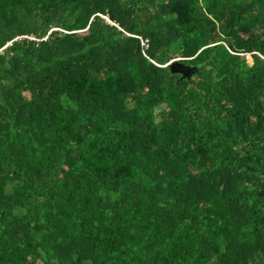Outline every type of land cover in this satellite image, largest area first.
Instances as JSON below:
<instances>
[{
  "label": "trees",
  "instance_id": "16d2710c",
  "mask_svg": "<svg viewBox=\"0 0 264 264\" xmlns=\"http://www.w3.org/2000/svg\"><path fill=\"white\" fill-rule=\"evenodd\" d=\"M0 264H264V0H0Z\"/></svg>",
  "mask_w": 264,
  "mask_h": 264
},
{
  "label": "water",
  "instance_id": "95a60500",
  "mask_svg": "<svg viewBox=\"0 0 264 264\" xmlns=\"http://www.w3.org/2000/svg\"><path fill=\"white\" fill-rule=\"evenodd\" d=\"M183 58H174L170 59L165 66H168L171 73H178L180 74V78H188L192 74H194L197 70L195 65L186 64L182 61Z\"/></svg>",
  "mask_w": 264,
  "mask_h": 264
},
{
  "label": "rangeland",
  "instance_id": "374dc122",
  "mask_svg": "<svg viewBox=\"0 0 264 264\" xmlns=\"http://www.w3.org/2000/svg\"><path fill=\"white\" fill-rule=\"evenodd\" d=\"M246 56H247L248 61H251V58H250L249 54L246 55ZM174 58H178V56L172 55L171 59H174Z\"/></svg>",
  "mask_w": 264,
  "mask_h": 264
}]
</instances>
